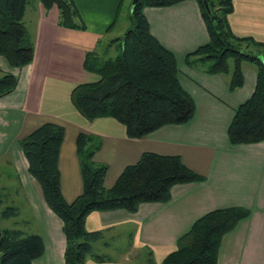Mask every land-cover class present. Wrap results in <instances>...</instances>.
<instances>
[{"label": "crops", "instance_id": "obj_1", "mask_svg": "<svg viewBox=\"0 0 264 264\" xmlns=\"http://www.w3.org/2000/svg\"><path fill=\"white\" fill-rule=\"evenodd\" d=\"M72 1L79 27L60 24L55 5L45 8L39 0H27L22 20L31 35L32 60L16 67L0 55V71L17 77L14 89L0 96V157L9 158L25 190L37 233L42 236L43 251L33 263L64 264L65 237L60 218L42 196L39 199L29 195L25 183H31L33 177L27 171L18 140L40 123L52 121L64 127L58 171L67 201L82 190L75 143L80 131L101 139L94 160L107 165L106 186L145 151L179 155L185 165L204 176L200 181L173 184L170 197L164 202H140L135 211L117 208L89 212L85 217L88 230H133L128 233L126 250L110 255L99 252L104 260L88 256L86 264H126L127 255L138 248L147 249L153 256L150 264H159L196 218L227 206H237L248 213L222 236L216 264H264V140L231 144L226 134L234 109L254 88V64L241 62L242 84L230 90L228 74L209 73L183 61L187 52L208 41L196 0L144 6L142 12L150 33L175 54L178 79L195 108L184 123L164 124L143 137H128L124 125L115 118L100 116L88 120L70 100L71 89L77 83L98 77L83 66L86 52H95L100 45L101 51L112 46L113 39L121 37L126 29L113 33L111 30L119 15L120 0ZM232 6L227 16L232 32L264 42V0H232ZM32 182L41 195L37 182Z\"/></svg>", "mask_w": 264, "mask_h": 264}, {"label": "trees", "instance_id": "obj_2", "mask_svg": "<svg viewBox=\"0 0 264 264\" xmlns=\"http://www.w3.org/2000/svg\"><path fill=\"white\" fill-rule=\"evenodd\" d=\"M27 0H0V55L11 66L20 67L32 60L33 44L22 20ZM48 8L55 5L59 23L79 27L78 12L72 0H39ZM182 0H136L129 6L130 25L116 37L118 53L100 58L86 52L83 66L97 79L77 83L70 100L86 119L111 116L121 122L128 137L140 138L169 123H184L194 113V101L182 87L177 74L175 54L163 46L149 30L144 6H168ZM204 21L208 41L187 52L185 64L209 73L228 74L230 90L242 84L241 62L255 66V85L234 109L226 128L231 144L264 140V42L235 35L228 22L232 0H196ZM122 0H120L121 7ZM118 6L117 12L119 13ZM17 77L0 71V96L12 91ZM64 127L45 121L18 142L26 159L27 171L37 182L48 208L60 218L65 237L64 264H86L92 256L93 242L103 230H88L85 217L93 210L124 208L135 211L140 202L167 201L175 183L200 181L204 176L183 163L179 155L145 151L134 163L127 164L114 182L106 186L107 165L94 160L101 139L78 132L75 143L82 176V190L67 201L60 188L58 152ZM15 214L13 207L6 212ZM248 211L237 206L209 210L196 218L180 235L176 247L159 264H216L222 236ZM43 251L42 236L20 228L0 227V264H34Z\"/></svg>", "mask_w": 264, "mask_h": 264}, {"label": "rangeland", "instance_id": "obj_3", "mask_svg": "<svg viewBox=\"0 0 264 264\" xmlns=\"http://www.w3.org/2000/svg\"><path fill=\"white\" fill-rule=\"evenodd\" d=\"M131 2L132 0H122L118 18L113 22L114 25L111 26L112 33L118 30L120 31L123 28L125 29L130 25L129 6ZM28 36L32 42L29 32ZM104 45H106L105 42ZM102 48V45H100L95 50V53L100 58L114 56L118 53L116 43L112 46L107 45L103 51H101ZM32 181L34 180L30 178L31 183H25L26 187L29 188V195L31 194L40 199L41 195ZM9 206L13 207L15 214L8 215L5 213ZM0 227L20 228L25 232L38 231L37 223L32 216V212L25 198V190L20 185L15 170L7 156L0 157ZM111 229L112 227L105 232L103 231L104 233H102L101 237L93 242L92 252H104L110 255L111 253L116 254L117 251L127 249V243L130 239L128 233L133 229L126 228L122 230L121 227H117L114 230ZM150 262H154L153 256L151 257L147 249L139 248L133 249L125 259L126 264H150Z\"/></svg>", "mask_w": 264, "mask_h": 264}, {"label": "water", "instance_id": "obj_4", "mask_svg": "<svg viewBox=\"0 0 264 264\" xmlns=\"http://www.w3.org/2000/svg\"><path fill=\"white\" fill-rule=\"evenodd\" d=\"M135 2H136V0H132L131 6H133L135 4ZM203 2H204L205 7H207V4H206L205 0H203Z\"/></svg>", "mask_w": 264, "mask_h": 264}]
</instances>
